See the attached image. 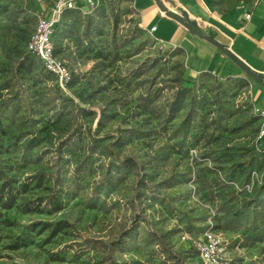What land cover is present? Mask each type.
<instances>
[{
	"label": "rangeland",
	"instance_id": "obj_1",
	"mask_svg": "<svg viewBox=\"0 0 264 264\" xmlns=\"http://www.w3.org/2000/svg\"><path fill=\"white\" fill-rule=\"evenodd\" d=\"M39 15L0 0V185L16 195L0 205V264H203L192 241L208 229L232 264H264L257 83L190 75L132 0H96L55 27L62 87L26 48ZM58 221L70 226L39 233Z\"/></svg>",
	"mask_w": 264,
	"mask_h": 264
},
{
	"label": "crops",
	"instance_id": "obj_2",
	"mask_svg": "<svg viewBox=\"0 0 264 264\" xmlns=\"http://www.w3.org/2000/svg\"><path fill=\"white\" fill-rule=\"evenodd\" d=\"M55 1L32 0L37 12L47 18L51 16ZM164 1L188 20L196 21L204 32L228 47L252 70L264 73V0L227 10L221 9L214 0ZM132 4L146 30L156 26L153 35L159 42L182 49L190 75L209 72L229 77L245 73L227 54L165 16L155 0H132ZM256 83L257 107L264 109V86Z\"/></svg>",
	"mask_w": 264,
	"mask_h": 264
},
{
	"label": "built area",
	"instance_id": "obj_3",
	"mask_svg": "<svg viewBox=\"0 0 264 264\" xmlns=\"http://www.w3.org/2000/svg\"><path fill=\"white\" fill-rule=\"evenodd\" d=\"M96 0H56L54 2L51 16L49 18L39 15L35 29L30 35L27 42V49L37 56L44 68L53 74L64 87L70 80V71L54 53L52 35L54 25L60 20L65 10L76 9L84 10L89 5H95ZM248 18L249 15H246ZM156 26L149 28L147 31L153 34ZM261 117V125L257 133V139L260 146L264 149V110H258ZM188 236H184L185 239ZM226 242L214 230H206L200 238L194 239L192 244L197 250L203 264H232L226 250Z\"/></svg>",
	"mask_w": 264,
	"mask_h": 264
},
{
	"label": "water",
	"instance_id": "obj_4",
	"mask_svg": "<svg viewBox=\"0 0 264 264\" xmlns=\"http://www.w3.org/2000/svg\"><path fill=\"white\" fill-rule=\"evenodd\" d=\"M159 9L165 16L176 21L178 24L186 28L194 36L200 38L201 40L209 43L216 49L227 54L231 59H233L243 71L255 82H264V73L256 72L252 70L247 64H245L234 52H232L228 47L221 44L213 36L204 32L199 26H197L193 21L188 20L181 13L171 9L164 0H155Z\"/></svg>",
	"mask_w": 264,
	"mask_h": 264
},
{
	"label": "trees",
	"instance_id": "obj_5",
	"mask_svg": "<svg viewBox=\"0 0 264 264\" xmlns=\"http://www.w3.org/2000/svg\"><path fill=\"white\" fill-rule=\"evenodd\" d=\"M68 10H70V9H68ZM65 11H67V10H65ZM58 22L54 25V31H53V35H52V42H53V45H54V53H55L56 56H57V54H56V48H55V44H54L53 37H54V33H55V27L58 24ZM26 48H27V44H26ZM27 51H28V49H27ZM28 52L31 53L30 51H28ZM30 70L31 69H29V71ZM48 73H50V72H48ZM51 75H53V74H51ZM258 83H260V84H262L264 86V83L263 82H258ZM15 202H16V195L13 194L12 189H11V186H9V184H8V181L7 180H4L3 183L0 185V205H1V207L3 209H10V208H12L15 205ZM47 207L49 209L48 210L49 211L48 213H50V214L51 213H56V212L60 211L63 208V202L61 201L60 198H57L56 200H53V201L49 202L47 204ZM37 210L39 212H42L43 211V208H40V204H39V206H34V208H31L28 211H37ZM69 226H70V224L68 222H66V221H58V222L53 223V224H51V223H45V224H43L42 228L39 230L40 231L39 233H42L43 231H48L47 239L51 240L52 238H54L55 236H57L65 228H67ZM32 227L34 229H36V226L33 225ZM213 229L216 230V228H213ZM27 244H28V242H22V244H18L17 246H15V249L16 248H19V247H22V246H26ZM192 248H193V246H192ZM194 250L196 251V254L199 257V254H198L197 250L195 248H194Z\"/></svg>",
	"mask_w": 264,
	"mask_h": 264
},
{
	"label": "bare ground",
	"instance_id": "obj_6",
	"mask_svg": "<svg viewBox=\"0 0 264 264\" xmlns=\"http://www.w3.org/2000/svg\"><path fill=\"white\" fill-rule=\"evenodd\" d=\"M197 26H198V24L196 23V21H193Z\"/></svg>",
	"mask_w": 264,
	"mask_h": 264
}]
</instances>
